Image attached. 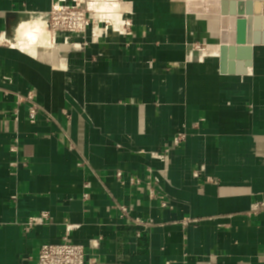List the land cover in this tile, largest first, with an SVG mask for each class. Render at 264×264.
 <instances>
[{
	"label": "crops",
	"instance_id": "0c3cea01",
	"mask_svg": "<svg viewBox=\"0 0 264 264\" xmlns=\"http://www.w3.org/2000/svg\"><path fill=\"white\" fill-rule=\"evenodd\" d=\"M56 1L0 0V264L65 238L98 264H264V45L248 74H222L230 6L125 0L130 35L20 48L18 26Z\"/></svg>",
	"mask_w": 264,
	"mask_h": 264
},
{
	"label": "built area",
	"instance_id": "2783aa9c",
	"mask_svg": "<svg viewBox=\"0 0 264 264\" xmlns=\"http://www.w3.org/2000/svg\"><path fill=\"white\" fill-rule=\"evenodd\" d=\"M132 13L128 9L125 0H72L71 4L65 0H58L53 3L48 17L45 20L46 28L51 35V40L55 43L60 37L66 43L73 42L74 38L81 40L74 45L85 47L91 43H98L100 40L110 35L126 36L130 35L133 26ZM26 100L32 102L29 110V119L35 121L38 105L34 104L33 96L29 94ZM185 139V134H177L173 140V147H178ZM13 150H15L13 148ZM171 149L164 150V155H168ZM157 154H155L156 156ZM118 180H123L121 172L116 173ZM130 183H139L136 178H130ZM264 208L263 204L255 205L253 211L256 212ZM125 213L126 210L121 208ZM43 213L38 216L29 217L27 224L30 227L38 226L46 218ZM188 223V220L184 221ZM137 225L144 224L143 221L135 219ZM91 247H98L99 241L92 240ZM94 258H88L85 247L71 242L65 238L57 244H43L38 252L37 264H98Z\"/></svg>",
	"mask_w": 264,
	"mask_h": 264
},
{
	"label": "water",
	"instance_id": "95a60500",
	"mask_svg": "<svg viewBox=\"0 0 264 264\" xmlns=\"http://www.w3.org/2000/svg\"><path fill=\"white\" fill-rule=\"evenodd\" d=\"M230 14L238 16L236 26V39L235 44L231 46L220 45L219 62L220 70L222 74H236L246 75L248 74V68L252 65V46L253 45H264V32H259V28L263 27L264 30V14L253 13V0H239L238 12L235 10L234 2L229 4L227 0H221V12L222 15ZM246 15V18L243 16ZM247 22L254 23L255 32L252 40L247 42L246 40V25ZM205 44V42H199ZM247 45V46H245ZM238 57H237V56ZM237 57V63L233 59Z\"/></svg>",
	"mask_w": 264,
	"mask_h": 264
},
{
	"label": "bare ground",
	"instance_id": "6f19581e",
	"mask_svg": "<svg viewBox=\"0 0 264 264\" xmlns=\"http://www.w3.org/2000/svg\"><path fill=\"white\" fill-rule=\"evenodd\" d=\"M263 5V3H262ZM17 44L23 50L32 51L30 46L33 44H40V46L50 45L51 35L46 28L44 21L39 19H30L23 21L17 29L16 38Z\"/></svg>",
	"mask_w": 264,
	"mask_h": 264
}]
</instances>
